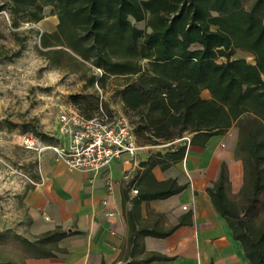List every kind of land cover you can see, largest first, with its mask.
I'll return each instance as SVG.
<instances>
[{"label":"trees","instance_id":"obj_1","mask_svg":"<svg viewBox=\"0 0 264 264\" xmlns=\"http://www.w3.org/2000/svg\"><path fill=\"white\" fill-rule=\"evenodd\" d=\"M243 3L0 0V11L6 10L11 26L18 27L20 22H40L45 17L44 7L50 5L57 24L54 31L41 33L45 49L39 52L54 65H60L58 55L65 54L80 68L90 70L88 85L103 87L108 78L121 80L116 92L138 145L166 148L165 152L150 151L133 206L185 188L175 178L157 181L151 173L154 165L166 169L184 158L188 144L204 145L210 136L234 126V153L243 166L237 192L241 208L230 195L224 163L206 191L250 264H264V0H253L248 8ZM139 21H145L144 28L136 25ZM237 48L253 55V62L234 57ZM19 54L17 50L12 56ZM93 69L99 70V75ZM203 89L209 97L201 95ZM86 99L87 107L75 108L92 116L102 102L91 96ZM22 131H33L46 142L58 140L29 124H23ZM33 177L38 180L37 173ZM123 194L125 201V190ZM137 223L138 215L132 208L125 264L170 259L146 250L142 238L165 237L182 224L181 220L166 229ZM75 232L56 226L33 239L21 240L29 245L31 255L50 256L58 240ZM0 264L15 263L6 260Z\"/></svg>","mask_w":264,"mask_h":264},{"label":"crops","instance_id":"obj_2","mask_svg":"<svg viewBox=\"0 0 264 264\" xmlns=\"http://www.w3.org/2000/svg\"><path fill=\"white\" fill-rule=\"evenodd\" d=\"M236 141L237 129L232 126L224 133L210 136L204 145L188 144L184 158L168 168L154 165L151 173L157 181L175 178L185 188L166 198L142 200L135 206L137 192L132 190L142 186L147 157L152 148L163 145H143L135 157L115 158L99 171L69 170L51 152L44 153L37 159L38 182L25 192L34 234L40 235L56 226L77 232L58 240L50 256L27 254L20 263L13 262L127 263L128 217L133 208L138 225L166 229L179 220L182 222L165 237L142 238L146 250L170 257L149 264H250L241 243L233 238L206 191L218 177L222 163L226 166L231 193L239 191L243 166L234 153ZM165 151L166 148L161 149Z\"/></svg>","mask_w":264,"mask_h":264},{"label":"rangeland","instance_id":"obj_3","mask_svg":"<svg viewBox=\"0 0 264 264\" xmlns=\"http://www.w3.org/2000/svg\"><path fill=\"white\" fill-rule=\"evenodd\" d=\"M243 2L248 8L253 0ZM51 9L50 5L44 7L45 17L40 22H20L18 27L11 26L6 10L0 11V261L20 263L31 253L29 245L21 239L35 236L25 192L28 186L35 185L33 182H38L33 177L37 173V155L21 145V135L33 132H23L22 125L35 126L57 138L59 112L68 107H87L86 96L125 114L116 92L121 80L108 78L103 87L88 85L90 70L80 68L65 54L58 55L60 65H54L39 52L45 49L40 42L41 33L56 28L57 17ZM136 25L144 28L145 21ZM17 50L20 54L12 56ZM233 56L253 62V55L239 48ZM93 71L100 73L97 69ZM201 95L209 97V92L203 89ZM161 149L165 146L152 151ZM230 195L241 208L237 193L230 191Z\"/></svg>","mask_w":264,"mask_h":264},{"label":"built area","instance_id":"obj_4","mask_svg":"<svg viewBox=\"0 0 264 264\" xmlns=\"http://www.w3.org/2000/svg\"><path fill=\"white\" fill-rule=\"evenodd\" d=\"M57 122V142H46L37 134L26 132L21 135V145L33 150L37 159L49 151L69 170L82 171L102 170L124 155L133 158L142 147L128 119L102 103L92 116H85L74 107L63 108ZM132 191L136 193L137 189Z\"/></svg>","mask_w":264,"mask_h":264},{"label":"water","instance_id":"obj_5","mask_svg":"<svg viewBox=\"0 0 264 264\" xmlns=\"http://www.w3.org/2000/svg\"><path fill=\"white\" fill-rule=\"evenodd\" d=\"M143 163H140V165H142ZM123 264H125V263H123Z\"/></svg>","mask_w":264,"mask_h":264}]
</instances>
